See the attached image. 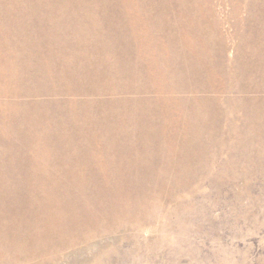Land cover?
Instances as JSON below:
<instances>
[{
	"label": "rangeland",
	"instance_id": "obj_1",
	"mask_svg": "<svg viewBox=\"0 0 264 264\" xmlns=\"http://www.w3.org/2000/svg\"><path fill=\"white\" fill-rule=\"evenodd\" d=\"M0 264H264V0H0Z\"/></svg>",
	"mask_w": 264,
	"mask_h": 264
}]
</instances>
